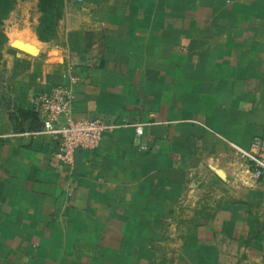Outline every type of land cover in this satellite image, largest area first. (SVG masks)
Returning a JSON list of instances; mask_svg holds the SVG:
<instances>
[{"label": "crops", "instance_id": "0c3cea01", "mask_svg": "<svg viewBox=\"0 0 264 264\" xmlns=\"http://www.w3.org/2000/svg\"><path fill=\"white\" fill-rule=\"evenodd\" d=\"M38 3L5 25L0 264H264V175L235 150L264 143V0H64L49 42ZM70 63L74 118L144 136L53 158L33 104Z\"/></svg>", "mask_w": 264, "mask_h": 264}, {"label": "built area", "instance_id": "2783aa9c", "mask_svg": "<svg viewBox=\"0 0 264 264\" xmlns=\"http://www.w3.org/2000/svg\"><path fill=\"white\" fill-rule=\"evenodd\" d=\"M81 2L82 0H78ZM75 64L70 63L65 70L67 82L40 91L34 99L33 110L42 123L38 134L49 136L53 144V158L66 166H72L77 151H94L99 147L104 135L122 126L134 127L138 137L144 136V124H117L95 118H74L72 105L75 101L77 74ZM261 137H255L248 150L235 147L242 168L236 174L239 182L249 186L259 183L264 175V150ZM139 149L149 151L146 144Z\"/></svg>", "mask_w": 264, "mask_h": 264}, {"label": "trees", "instance_id": "16d2710c", "mask_svg": "<svg viewBox=\"0 0 264 264\" xmlns=\"http://www.w3.org/2000/svg\"><path fill=\"white\" fill-rule=\"evenodd\" d=\"M15 1L0 0V65L2 63L1 52L8 41L3 28L4 21L14 10ZM38 11L40 18L36 28L37 36L42 42L52 41L57 35L59 22L63 17L64 0H39Z\"/></svg>", "mask_w": 264, "mask_h": 264}, {"label": "rangeland", "instance_id": "374dc122", "mask_svg": "<svg viewBox=\"0 0 264 264\" xmlns=\"http://www.w3.org/2000/svg\"><path fill=\"white\" fill-rule=\"evenodd\" d=\"M21 2H23V0H21ZM24 2H25V0H24ZM17 3H18V0L15 1L14 10H15V8L17 7ZM38 4H39V3H38ZM14 10H13V11H14ZM13 11L11 12V14L13 13ZM11 14H10V15H11ZM10 15H9V17H10ZM9 17L4 21V26H3V28H4V32H5V25H6L7 20L9 19ZM3 48H4V47H3ZM1 54H2V56H3V49H2Z\"/></svg>", "mask_w": 264, "mask_h": 264}, {"label": "water", "instance_id": "95a60500", "mask_svg": "<svg viewBox=\"0 0 264 264\" xmlns=\"http://www.w3.org/2000/svg\"><path fill=\"white\" fill-rule=\"evenodd\" d=\"M30 52H31L32 54H35V53H34L35 51H33V50H30Z\"/></svg>", "mask_w": 264, "mask_h": 264}]
</instances>
